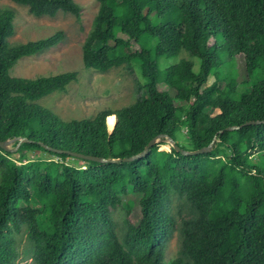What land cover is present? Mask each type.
<instances>
[{
  "label": "trees",
  "instance_id": "obj_1",
  "mask_svg": "<svg viewBox=\"0 0 264 264\" xmlns=\"http://www.w3.org/2000/svg\"><path fill=\"white\" fill-rule=\"evenodd\" d=\"M12 1L37 17L81 16L75 0ZM97 1L82 64L101 72L125 66L130 74L137 66L143 83L134 102L68 121L37 101L65 91L75 71L10 74L20 58L58 45L61 32L11 45L14 13L0 9V140L23 136V145L48 154L18 164L0 148V264H17L21 229L34 264H264V123L226 129L264 119V0ZM120 18L128 21L117 24ZM163 40L174 45L166 58L184 50L198 59V70L188 58L161 67L153 47ZM236 59L243 64L238 75ZM159 134L189 150L206 147L214 135L219 142L196 155L156 143L131 162L65 163L73 152L127 157ZM220 144L230 148L228 165L218 157ZM255 153L259 162L250 159ZM173 195L188 208L177 218ZM124 202L119 236L112 212ZM176 229L179 247L166 262Z\"/></svg>",
  "mask_w": 264,
  "mask_h": 264
},
{
  "label": "rangeland",
  "instance_id": "obj_2",
  "mask_svg": "<svg viewBox=\"0 0 264 264\" xmlns=\"http://www.w3.org/2000/svg\"><path fill=\"white\" fill-rule=\"evenodd\" d=\"M81 6L80 20H77L70 13L59 12L55 16H34L30 14L26 6L17 4L12 0H0V9L9 8L14 13V32L8 38L9 44L23 43L49 37L56 32H61L62 38L58 45L43 52L22 57L12 66L10 74L17 77L33 78L39 75H54L66 71H75L76 80L71 82L65 91H54L37 102L63 120L91 118L104 109L115 110L128 105L136 100L137 82L143 83L137 66L134 73L130 74L125 66L112 68L101 72L92 68H86L82 64L81 46L91 28V24L98 8L97 0H75ZM169 16L166 17L168 19ZM126 18L117 19V24L127 22ZM174 51V45L169 41H161L153 47V54H161V67L173 64L180 58H188L194 62V69L198 70L199 61L196 57L190 56L186 51L181 50L174 58H166L163 54ZM242 62L236 59L233 69L238 74L242 71ZM223 85V84H221ZM163 87V85H160ZM179 106L181 102H176ZM181 115L180 111H176ZM185 133V130H182ZM10 139V137H8ZM17 140L9 143L10 148H15ZM160 150H169L170 144L162 138L157 141ZM214 144L213 146H215ZM217 148V147H216ZM10 157L18 164L26 159H47L48 154L41 150L31 149L28 144H22L15 150L10 151ZM57 159V156H53ZM255 162L260 161V153L250 155ZM69 164L83 165L75 157L67 159ZM225 163V162H223ZM227 164V162L225 163ZM228 165V164H227ZM231 174L226 177V187L230 190ZM233 177V176H232ZM232 195V197H231ZM232 202L237 200L234 190L230 191ZM136 207V204H135ZM172 213L177 218L178 211L188 212L187 205L183 198L172 196ZM127 203L124 202L112 212L116 224V231L122 235L124 218L127 216ZM133 211L135 208H131ZM16 247L19 251L17 264H34L32 259L33 247L28 241L26 231L21 229L15 233ZM179 247V234L177 229L168 241L164 260L171 261L176 255Z\"/></svg>",
  "mask_w": 264,
  "mask_h": 264
},
{
  "label": "water",
  "instance_id": "obj_3",
  "mask_svg": "<svg viewBox=\"0 0 264 264\" xmlns=\"http://www.w3.org/2000/svg\"><path fill=\"white\" fill-rule=\"evenodd\" d=\"M259 123H264V119L263 120H248L240 125H233V126H228L226 129L230 130V129H238L241 128L242 126L245 125H250V124H259ZM112 131V129H111ZM223 130H220V133H222ZM217 135H214V137L212 138V140L210 141V143L206 146V147H202L199 149H185L183 147H181L179 144H177L172 137L164 135V134H159L156 135L155 137H153L152 139H150L148 141V143L145 145V147L142 149V151L127 156V157H123V158H112V157H101V156H95V155H91V154H82V153H71L72 157L75 158H82L85 160H91V161H96L98 163H110V162H131L135 159L144 157L145 155H147L151 149V147L153 145H155L158 141L159 138L164 139L165 141H167L171 147L174 148L175 151L180 152L182 155H196V154H203V153H207L209 151H211L213 145H214V141L216 139ZM16 139L17 145L15 148H10L9 147V143ZM28 141L25 137L21 136V137H13L10 139H5V140H0V148L5 150V151H12L15 150L16 148H18L19 145H21V143ZM44 147H47L46 145H44Z\"/></svg>",
  "mask_w": 264,
  "mask_h": 264
},
{
  "label": "built area",
  "instance_id": "obj_4",
  "mask_svg": "<svg viewBox=\"0 0 264 264\" xmlns=\"http://www.w3.org/2000/svg\"><path fill=\"white\" fill-rule=\"evenodd\" d=\"M218 142H219V139L216 137L214 144H217ZM218 147L222 151V153L219 154L218 157L221 158L223 162L225 163L228 162V158L231 156V151H230L229 146L227 144H220ZM52 159L56 162H62V160L59 157H57V159L52 157ZM42 160H46V159H42ZM65 163H68V161L66 160Z\"/></svg>",
  "mask_w": 264,
  "mask_h": 264
}]
</instances>
